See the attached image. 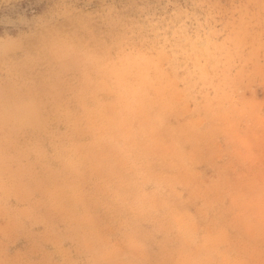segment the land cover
I'll list each match as a JSON object with an SVG mask.
<instances>
[{
    "label": "clouds",
    "instance_id": "clouds-1",
    "mask_svg": "<svg viewBox=\"0 0 264 264\" xmlns=\"http://www.w3.org/2000/svg\"><path fill=\"white\" fill-rule=\"evenodd\" d=\"M264 0H0V264H264Z\"/></svg>",
    "mask_w": 264,
    "mask_h": 264
},
{
    "label": "rangeland",
    "instance_id": "rangeland-1",
    "mask_svg": "<svg viewBox=\"0 0 264 264\" xmlns=\"http://www.w3.org/2000/svg\"><path fill=\"white\" fill-rule=\"evenodd\" d=\"M258 96L260 99H254L252 102L254 110L264 104V90H258ZM261 131L257 118L245 117L242 119L238 130L233 131L231 128H225L224 134L234 140L238 151L251 163L255 158L256 151L264 147Z\"/></svg>",
    "mask_w": 264,
    "mask_h": 264
}]
</instances>
